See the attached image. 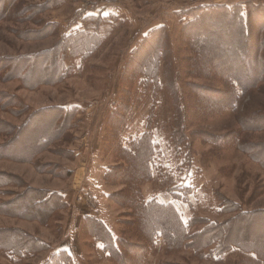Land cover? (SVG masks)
<instances>
[{
    "label": "rangeland",
    "instance_id": "374dc122",
    "mask_svg": "<svg viewBox=\"0 0 264 264\" xmlns=\"http://www.w3.org/2000/svg\"><path fill=\"white\" fill-rule=\"evenodd\" d=\"M238 4L252 15L249 36L239 35L238 25L229 29L208 48L218 58L199 69L178 15ZM231 23L215 20L213 31ZM163 27L157 73L166 57L181 71L178 102L163 77L161 88L124 82L137 67L129 68L132 58L155 63L154 55L136 51ZM82 31L101 36L98 48L80 58L64 52V77L55 81L41 59ZM91 36L83 38L84 50L94 49ZM232 59L230 75L245 86L235 105L230 85L215 75ZM24 66L30 77L23 81L15 75ZM131 88L130 121L113 141ZM62 108L76 111L52 138L65 126ZM145 134L152 139V180L139 197L177 214L193 237L189 248L158 231L145 241L135 211L121 205L130 193L117 149ZM50 192L62 194V206H54ZM230 205L234 211L224 212ZM240 213L249 214L231 222ZM87 217L113 233L119 260L85 227ZM222 224L229 242L251 248L264 241V0H0V239L26 233L45 247L20 256L0 250V264H50L63 252L72 264H246L236 244L193 247L206 228Z\"/></svg>",
    "mask_w": 264,
    "mask_h": 264
},
{
    "label": "trees",
    "instance_id": "16d2710c",
    "mask_svg": "<svg viewBox=\"0 0 264 264\" xmlns=\"http://www.w3.org/2000/svg\"><path fill=\"white\" fill-rule=\"evenodd\" d=\"M178 17L185 19L181 22L184 24L183 31H185V33H187L189 35L188 37L190 38V41L188 42L189 45L187 44V47L192 50L195 57L194 60H198L196 63L199 64L198 67L200 69V67L203 68L208 65V63L210 62L209 58H218L215 55L216 52H211L210 50H208V48L214 43H217V41L219 44H221L220 41H222L225 36L228 35V32L230 31L229 29H232L234 26L238 25L237 33L241 36H249V34L245 32L249 29L252 15L248 10L247 5L238 4L231 7L211 6L206 8L193 9L190 11L188 10L186 12H183L182 14H179ZM225 19H229V21L232 22L231 26L228 28L223 27L222 29L218 28L219 25H216L217 31H213L214 27L212 26V22H214L215 20L218 22V20L221 21ZM205 26H207V28ZM164 28L165 27L154 31L153 35L149 37V40L136 51L138 52L137 54H139V52H143L144 57H147L149 55L151 57L152 55H154V57L156 58L155 63H140L137 57L132 58L130 60L129 68H133L134 65H136L137 67H135L134 72H127L125 74L124 82L133 84L134 81H138L140 79L144 84H155L159 85L161 88V77H163L165 79L164 81L166 83L167 89L168 91H170V96L175 102H178L183 94L177 87V83L182 79V75L180 74L181 71H179V73L177 70H173L172 61L169 60V62L166 63V57L165 61H163L164 64L166 63V67L163 64L162 71L159 72V74L157 73L159 60L163 57V55L165 56V54L162 52L163 48H159V44L156 45V43L162 39ZM89 36H91L89 39L95 47L91 50H84L85 41L83 38L86 39ZM62 40L63 42L58 43L54 48H52V51L47 55V57L42 58L40 61L41 66L45 64L50 66H48L47 69L48 74L56 77L55 81L57 77L58 79L59 77L60 79H63L64 77V63L66 62V56L64 55V52H69L70 55L78 58L87 56L98 48V45L101 42L102 38L100 35L95 36L92 33H85V31H82L78 32L74 36L65 37ZM24 63H26V61H24ZM234 63L235 62L233 59L230 60L228 63L224 64L225 69H222L221 71H219L220 73L216 72L215 74L218 77H222L224 81L228 83V85H230L231 89L233 90V94L231 92L229 96L232 95L233 100L234 97L236 99L241 92H244L245 87L239 77H236V75L234 74L230 75V73L235 70L232 68L234 66ZM22 65L23 64H20V66ZM184 68L190 69L188 62L184 66ZM29 71V66H24L21 69H17V74L15 76L22 78L23 81L25 79L29 80ZM185 73H188L189 75V72ZM206 76L210 77L209 75ZM132 94L133 88H131L127 95V101L124 100L125 114L121 116V119H118L114 122L115 137H110V139L113 141L119 140L123 126L125 128L127 126V122L130 121L128 118V103L129 99H131L132 97ZM120 100H122V98H120ZM235 101L236 100H234V105L236 104ZM75 111V109L66 111L63 108L62 110H60L58 115H64L65 126L62 127V130L54 132L52 138L55 137L58 139V136L67 126L68 120L66 115L69 114L70 116H73ZM112 124L113 123H111V125ZM47 139L48 138H45V140ZM151 146V135L145 134L139 140L131 143L129 148H124L123 145H121L117 149V151L119 150L118 160H121L117 165H120V162L122 161H124V165H126L121 166L125 171V175L122 178V183H124L126 187L129 188L130 193V196L127 197L126 204L121 205L135 211L138 219L137 227L142 225V227L139 229L140 233H143V238L145 241L149 242V239L153 237V234L158 231L159 233H161L160 235L164 237L166 242L172 241L174 244L179 245V247L189 248L190 244L188 243V241L193 237L189 238V236L186 234L183 222L177 216V214L170 207L168 209H170L172 213L169 212L165 208L166 205H161L160 203L153 202L144 204L143 199H140L139 197L141 195L139 193L140 187L152 180L153 155L151 154L153 149ZM111 171H115L114 167L110 169L109 174L106 176L107 181L112 175ZM49 195L53 196L54 206H62L63 196L61 193L50 192L48 196ZM223 211L232 212L234 211V207L230 205L229 208L223 209ZM248 214L249 213H240L238 216H236V219L235 217L231 219V222H239L241 220H244L248 216ZM195 223L193 225H195ZM223 225L224 224L212 225L211 227L206 228L202 233H200V235H198L200 238L205 237L206 239V235H211V233L215 235L209 238V242L207 240H205L206 242H201V239L198 238L197 242L192 244L193 247L202 245L204 246V248H208L212 246L214 242L219 241L222 244L224 243L223 246L228 249L232 247V244H236L240 252L244 254V260L246 264H264V241L259 240V243L252 246L251 248H246L241 243L229 242L231 240L230 238L222 237V232L225 233ZM85 227L88 228L89 232L93 233V236H95V238L104 245V249L111 254V258H113V261L116 262L120 259L121 254L119 253V249L117 247V240L115 239L113 233L102 221L94 217H87L85 218ZM13 236H7L5 239H0V250L8 249L14 256H20L21 252L38 253L45 250V247L42 246L43 243L40 245V243L34 241L26 233H21L20 235L14 237ZM187 243L188 245H186ZM34 244L35 246H38L40 248L33 247ZM58 260L64 262L65 264L73 263V258L66 252H63L59 257H54L51 260L50 264H59Z\"/></svg>",
    "mask_w": 264,
    "mask_h": 264
}]
</instances>
